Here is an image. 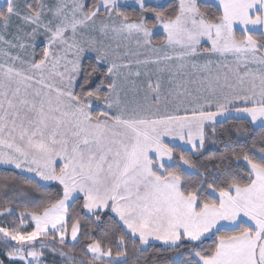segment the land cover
Here are the masks:
<instances>
[{"label":"snow or ice","instance_id":"snow-or-ice-1","mask_svg":"<svg viewBox=\"0 0 264 264\" xmlns=\"http://www.w3.org/2000/svg\"><path fill=\"white\" fill-rule=\"evenodd\" d=\"M134 6H0V166L19 173L0 175V198L21 208L0 210L17 217L4 255L125 264L129 241L154 240L184 249L172 264H264V134L259 148L212 139L229 121L264 133V0ZM206 142L224 148L210 176L191 160Z\"/></svg>","mask_w":264,"mask_h":264},{"label":"trees","instance_id":"trees-1","mask_svg":"<svg viewBox=\"0 0 264 264\" xmlns=\"http://www.w3.org/2000/svg\"><path fill=\"white\" fill-rule=\"evenodd\" d=\"M174 0H168L165 4H163L161 10L170 11L168 9V5L172 4ZM130 13H135L138 11V8L135 7H129L126 9ZM208 11H214V9H209ZM218 14V13H217ZM240 124L238 121H229V123L225 124L223 129H218V135L216 137H213V140H221V141H228L229 138H231L232 141H234V146H250L252 141H255L257 144V148L261 146L260 140L262 134V130L258 127H253L249 125L248 123H243V128L246 130L243 134H238L236 131L237 126ZM239 136V140H238ZM186 152V154H189L186 149H181ZM224 148L222 144H213L211 142H206V148L203 152V155H191V160L195 164L196 169L199 173H204L205 175H209L215 170L216 166L218 165V161H210L206 160L205 157L208 155L215 153L216 155H220L223 152ZM3 174H16L19 175V173L16 172V170L12 168H5L0 167V175ZM190 178L193 181L198 180L200 177L196 170L190 171ZM22 180H17L13 182V184H10V187L12 186H19L22 185ZM53 189H57L56 185H53ZM79 203L73 205L78 211L79 209ZM19 202L13 204H6V202L0 198V210H2L4 207L10 206L13 207L17 212L21 210L20 207H18ZM108 216L102 217L105 221L108 220ZM17 217L15 215H8L4 217V221L6 222L7 226H11V222L16 220ZM30 230V229H29ZM99 238V237H97ZM206 243H211V241H207ZM139 242L137 241V245ZM59 247V245H57ZM70 247V246H69ZM114 247V246H113ZM82 245L76 247L75 255L78 258H82L83 254L81 251ZM65 251H68V248H65ZM115 251V247H114ZM184 249L180 248L177 250H170L167 248V246L161 245V244H153L150 243L149 245L145 246L143 249L133 248L131 241L128 242V255L125 258V264H172L173 258L177 256L178 252H183ZM49 264H63L66 263V258H63L59 255V253H51L49 251L45 252L44 257ZM5 260V258L3 257Z\"/></svg>","mask_w":264,"mask_h":264},{"label":"rangeland","instance_id":"rangeland-1","mask_svg":"<svg viewBox=\"0 0 264 264\" xmlns=\"http://www.w3.org/2000/svg\"><path fill=\"white\" fill-rule=\"evenodd\" d=\"M21 2H22V0H21ZM166 2H167V1L164 0V1L159 2V3H160L161 5H163V4H165ZM4 3H5V0H0V6H2ZM127 3L130 4V5H133V7H135V6H134V0H128ZM135 8H136V7H135ZM155 39H156L157 41H160V40L163 39V35H158V36L155 37ZM133 47H134V45H133ZM186 147H187V146H185L184 149H186ZM0 167H4V166H0ZM5 168H12V167H5ZM12 169H13V168H12ZM4 217H5V216H0V226H7V225H6V222L4 221ZM150 243L164 245L162 242H160V241H154V240H153V241H150ZM164 246H165V245H164ZM3 257L5 258V260L3 259ZM0 260H3V261H4V264H9L8 258L4 255V248H3L2 245H0ZM44 264H49L48 261H47L45 258H44ZM63 264H66V263H63Z\"/></svg>","mask_w":264,"mask_h":264},{"label":"crops","instance_id":"crops-1","mask_svg":"<svg viewBox=\"0 0 264 264\" xmlns=\"http://www.w3.org/2000/svg\"><path fill=\"white\" fill-rule=\"evenodd\" d=\"M128 1V0H127ZM162 1H164V0H158V2H162ZM166 1H168V0H166Z\"/></svg>","mask_w":264,"mask_h":264}]
</instances>
